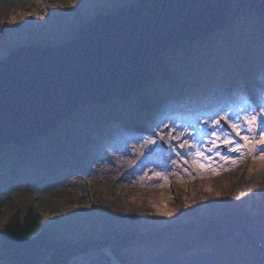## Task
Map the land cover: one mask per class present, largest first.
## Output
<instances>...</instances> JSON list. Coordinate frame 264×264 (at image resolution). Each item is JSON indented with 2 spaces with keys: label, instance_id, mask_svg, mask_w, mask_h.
<instances>
[{
  "label": "trees",
  "instance_id": "1",
  "mask_svg": "<svg viewBox=\"0 0 264 264\" xmlns=\"http://www.w3.org/2000/svg\"><path fill=\"white\" fill-rule=\"evenodd\" d=\"M69 35L59 44L69 41ZM41 45L49 43L42 41ZM263 62L264 12L241 16L223 31L215 30L204 38L184 41L166 50L159 67L143 84L146 109L139 106L140 100L145 101L136 94L125 101L79 106L55 129L33 142L2 144L0 222H5L0 227V264H64L73 253L70 240L64 231L46 225L30 198L56 195L66 188L71 175L83 176V170L92 171L101 151L125 142L128 137H148L171 120L188 124L199 115L216 116L225 108H238L243 101L252 103L248 90L253 95L262 92L257 85L263 86ZM228 83L231 84L226 89ZM124 117L139 121L123 123ZM115 120L120 121L117 129H103ZM166 145L162 146V154H167L169 160L178 158L180 151L174 139ZM17 198L30 202L17 206ZM260 210H264V196L250 204L248 211L228 206L214 209L211 215L203 216L205 219L197 217L200 226L181 227L173 239L174 230L160 229L140 236L137 243L155 246L149 264H264V251L253 246L242 229L249 221L247 213ZM106 214L110 219L111 214L121 213ZM107 228L101 232L84 228L86 232L76 249L107 243L103 251L111 257L113 245L108 243L115 238L125 240L122 237L126 232L112 234ZM74 259L69 263L74 264ZM115 261L127 264L122 258ZM130 264L146 263L138 259Z\"/></svg>",
  "mask_w": 264,
  "mask_h": 264
},
{
  "label": "rangeland",
  "instance_id": "2",
  "mask_svg": "<svg viewBox=\"0 0 264 264\" xmlns=\"http://www.w3.org/2000/svg\"><path fill=\"white\" fill-rule=\"evenodd\" d=\"M135 1L0 0V60L22 45L41 44L43 41L53 46L63 42L69 34L72 39L83 24ZM201 38L204 36L195 39ZM262 79L263 86L257 85L262 89L258 95H253L245 87L252 103L243 101L238 108H225L216 116L199 115L188 124L171 120L148 137H128L125 142L101 151L92 171L83 170V176L72 173L66 188L56 195L39 200L30 198L35 208H39L46 225L64 231V236L70 240L73 253L64 264H73L69 263L71 258H75L74 264H116L115 260L119 258L127 264L138 259L149 264L155 254V246L152 243H137L140 236L166 229L171 232L174 230L171 233L173 239L181 227L200 226V220L196 218L205 219L203 216L211 215L214 209H227L229 206V209L244 207L248 211L250 204L264 196V159H260L256 151L249 154L251 142L245 146V142L236 136L229 124H238L241 135H252L244 130L246 126L242 117L253 110L259 112L264 109V77ZM230 84L225 86L226 89ZM134 94L139 99L145 97L143 90L131 95ZM222 116L225 120L220 119ZM215 121H219V124H215ZM180 132L185 135L180 140L174 139L176 145L187 139L193 146L179 148L178 158L169 160L167 154H162V146H167L165 140L170 145L171 137ZM214 132L216 136H213ZM169 133H172L171 136ZM161 135L165 140L160 139ZM224 138L242 147L239 151L230 152L228 148L234 145H225ZM212 140L216 141V146L212 145ZM151 147L152 152H148ZM209 148H212V152L208 151ZM197 149L204 154L199 162L217 169L216 175L210 170L193 166ZM216 152L229 159L222 160L215 155ZM182 153L187 157L190 155V159H186ZM155 173H160V176L157 177ZM17 200L16 205L21 207L30 202L24 198ZM107 212L121 214H111L112 217L108 219ZM247 214H250L249 221L242 229L253 246L264 251V210ZM4 222H0V227ZM105 226L112 234L126 232L122 237L125 240L115 238L108 243L113 245L111 257L103 251L107 243L76 249L75 245L82 240V233L86 232L84 228L101 232L105 231Z\"/></svg>",
  "mask_w": 264,
  "mask_h": 264
},
{
  "label": "water",
  "instance_id": "3",
  "mask_svg": "<svg viewBox=\"0 0 264 264\" xmlns=\"http://www.w3.org/2000/svg\"><path fill=\"white\" fill-rule=\"evenodd\" d=\"M263 11L264 0H137L65 43L20 46L0 60V146L36 140L79 106L127 99L170 47Z\"/></svg>",
  "mask_w": 264,
  "mask_h": 264
},
{
  "label": "snow or ice",
  "instance_id": "4",
  "mask_svg": "<svg viewBox=\"0 0 264 264\" xmlns=\"http://www.w3.org/2000/svg\"><path fill=\"white\" fill-rule=\"evenodd\" d=\"M220 119L225 120V117L222 116L220 117ZM242 119L244 120V124L246 126L244 130L248 133H251L252 135H241L240 126L236 123L229 124V127L232 129L233 132H235L236 136H238L240 140H243L245 142V146L249 145V142H251V146L249 148V154H251L253 151H256L259 153V158L264 159V109H262L259 112L253 110L251 113H248L247 115L242 117ZM214 123L219 124V121H215ZM169 135L171 136V133H169ZM184 135H185L184 132H180L179 134L172 136L171 138L175 140H180L181 137H183ZM188 135H191V133H189ZM216 135L217 134L214 132L213 136ZM160 139L165 140V137L161 135ZM165 142L167 143L168 141L165 140ZM149 143H151V141H149ZM211 143L213 146H216L215 140H212ZM223 143L225 145H234L233 147L228 148V151L230 152L239 151L240 148L242 147V145L235 143L233 140L229 138H224ZM192 146L193 145L189 144V141L187 139H184L183 142L178 145L179 148H185V147L191 148ZM208 151L212 152V148H209ZM215 155L219 156L222 160L229 159V157L222 156L221 153L219 152H216ZM195 156L197 159L193 161L194 167L203 169L205 171L210 170L213 175H216L217 169L210 168V166L199 162L200 158L204 156L202 151L197 149ZM205 159H211V157H205ZM185 162L187 163V161ZM234 162L235 161H233V163ZM155 175L159 177L160 173H155Z\"/></svg>",
  "mask_w": 264,
  "mask_h": 264
},
{
  "label": "bare ground",
  "instance_id": "5",
  "mask_svg": "<svg viewBox=\"0 0 264 264\" xmlns=\"http://www.w3.org/2000/svg\"><path fill=\"white\" fill-rule=\"evenodd\" d=\"M264 12V11H263ZM252 14H254V13H252ZM149 79V78H148ZM148 79H146V81L148 80ZM144 84V83H143ZM143 84H141L140 85V87L135 91V92H141L142 90H143ZM134 92V93H135ZM133 94V93H132ZM140 105V107L142 108V110H144V109H146V107L148 106V105H146V102H143V101H141L140 100V103H139ZM95 106H97V105H95ZM141 118V117H140ZM122 121H123V123H127V121L129 122V123H136V122H138L139 121V118H135V117H133V119L132 118H127V117H124V119H122ZM141 121V120H140ZM120 126V121H112V122H109V123H107V124H105L104 126H103V129H110V130H113V129H117L118 127Z\"/></svg>",
  "mask_w": 264,
  "mask_h": 264
}]
</instances>
